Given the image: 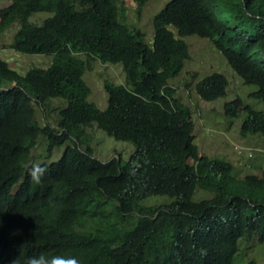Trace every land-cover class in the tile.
<instances>
[{
	"label": "trees",
	"instance_id": "1",
	"mask_svg": "<svg viewBox=\"0 0 264 264\" xmlns=\"http://www.w3.org/2000/svg\"><path fill=\"white\" fill-rule=\"evenodd\" d=\"M133 1L140 13L149 0ZM37 12L50 16L29 21ZM14 23L9 47L52 61L24 75L0 56V264L39 254L81 264H233L243 236L264 242V169L239 176L232 163L199 154L192 111L168 84L190 59L183 38L196 35L264 106V0H169L153 17L150 43L127 24L121 0H10L0 32ZM93 60L124 72V83L104 81V108L88 100L83 79ZM192 77L203 101L226 94L223 74ZM52 99L65 101L56 127L34 114L35 103L45 109ZM244 103L226 101L225 117L242 112L240 135L264 136V108ZM93 125L131 143L129 158L94 157L82 133ZM41 135L46 157L65 144L63 152L27 164ZM34 165L45 169L39 184L27 174ZM197 191L208 196L194 199Z\"/></svg>",
	"mask_w": 264,
	"mask_h": 264
},
{
	"label": "rangeland",
	"instance_id": "2",
	"mask_svg": "<svg viewBox=\"0 0 264 264\" xmlns=\"http://www.w3.org/2000/svg\"><path fill=\"white\" fill-rule=\"evenodd\" d=\"M168 1L149 0L141 8L140 13H137L133 0H121L125 9V21L130 28L140 29L144 33L145 41L150 43L153 36V17ZM9 2L10 0H0V8ZM48 16L50 13L37 12L29 18V21L40 23ZM18 27V24L14 23L0 32V56L13 69L22 74L31 67H48L52 61L51 55L20 53L9 47L12 36ZM183 39L188 44L190 59L184 63L178 75L168 79V84L175 88L177 98L190 107L192 111V134L198 153L232 163L239 176L249 173L260 175L264 169V136L255 134L242 137L239 130L244 113L240 112L241 116L234 118L230 123L223 111L224 103L237 95L243 99L244 104L249 103L257 109H263V103L257 102L249 96L255 87L245 85L242 82V79L228 65L225 57L211 44L209 39L200 38L196 35L186 36ZM78 56L85 59L83 54ZM91 65L93 69H86L83 74V79L90 89L88 100L94 102L99 108H104L107 99L104 81L124 83L122 65L120 63H101L98 60H93ZM212 72L221 73L228 79L226 94L213 101H203L197 96L193 87V80L196 79H193L192 74H196V78L199 76L201 78ZM64 105L65 101L61 99H52L50 105L45 109L40 104L35 103L37 121L40 124L48 123L56 127L58 109ZM82 133L90 137L88 146H90L93 156L102 161H107L116 156V152L120 154L123 160H127L134 150L131 143L116 140L95 125L83 127ZM46 146L45 136H39L36 145L29 153L27 164L31 162L34 164L49 163L57 160L61 156L65 144L56 147L47 157ZM207 196L208 194L204 191H197L194 199ZM151 198H147L145 202ZM159 198L167 199L166 197ZM154 203L161 202L154 198L150 204ZM238 247L239 249L233 258V264H245L251 260L255 261V264H264V242H258L255 235L243 236L238 242Z\"/></svg>",
	"mask_w": 264,
	"mask_h": 264
},
{
	"label": "clouds",
	"instance_id": "3",
	"mask_svg": "<svg viewBox=\"0 0 264 264\" xmlns=\"http://www.w3.org/2000/svg\"><path fill=\"white\" fill-rule=\"evenodd\" d=\"M44 172L45 169L39 165H34L27 169L29 179L34 184H39L41 182ZM8 264H19V260L13 258ZM26 264H81V262L75 255H54L46 257L43 254H39L28 257Z\"/></svg>",
	"mask_w": 264,
	"mask_h": 264
},
{
	"label": "bare ground",
	"instance_id": "4",
	"mask_svg": "<svg viewBox=\"0 0 264 264\" xmlns=\"http://www.w3.org/2000/svg\"><path fill=\"white\" fill-rule=\"evenodd\" d=\"M107 63H108V62H107ZM26 72H27V71H26ZM25 74H26V73H25ZM25 74H24V75H25ZM21 75H22V74H21ZM34 103H35V101H34ZM37 104H38V103H37ZM35 109H36V108H35ZM35 112H36V111H35ZM34 114L36 115V113H34ZM81 148H82V147H81Z\"/></svg>",
	"mask_w": 264,
	"mask_h": 264
}]
</instances>
